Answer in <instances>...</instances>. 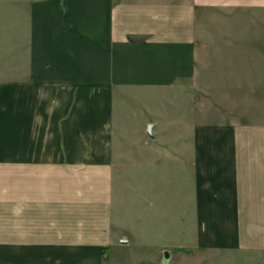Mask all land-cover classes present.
<instances>
[{"label":"crops","instance_id":"crops-1","mask_svg":"<svg viewBox=\"0 0 264 264\" xmlns=\"http://www.w3.org/2000/svg\"><path fill=\"white\" fill-rule=\"evenodd\" d=\"M131 245L264 254V0H0V264Z\"/></svg>","mask_w":264,"mask_h":264},{"label":"rangeland","instance_id":"rangeland-1","mask_svg":"<svg viewBox=\"0 0 264 264\" xmlns=\"http://www.w3.org/2000/svg\"><path fill=\"white\" fill-rule=\"evenodd\" d=\"M176 247H170L158 259L146 258L144 249L131 245L118 246L108 256L109 264H264V254L237 251L201 250L195 256L181 258Z\"/></svg>","mask_w":264,"mask_h":264},{"label":"water","instance_id":"water-1","mask_svg":"<svg viewBox=\"0 0 264 264\" xmlns=\"http://www.w3.org/2000/svg\"><path fill=\"white\" fill-rule=\"evenodd\" d=\"M148 133H150V126H148V129H147Z\"/></svg>","mask_w":264,"mask_h":264}]
</instances>
